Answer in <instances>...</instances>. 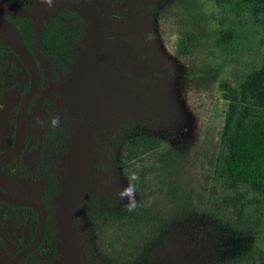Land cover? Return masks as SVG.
Listing matches in <instances>:
<instances>
[{
  "label": "trees",
  "instance_id": "1",
  "mask_svg": "<svg viewBox=\"0 0 264 264\" xmlns=\"http://www.w3.org/2000/svg\"><path fill=\"white\" fill-rule=\"evenodd\" d=\"M123 1L53 0L49 16L42 21L28 12L33 0H0V4L14 10L7 18L41 69L38 120L59 114L63 122L59 130L40 125L39 152L46 153L51 167L43 172L44 199L53 201L56 215L64 212L82 218L86 214L93 223H110L120 230L143 225L144 246L134 258L138 263L169 240L170 214L149 202L128 212L126 202L98 193L91 183L104 176L111 165L125 167L128 173H138V193L145 194L155 180L159 191L176 201L182 161L174 148H164L161 137L145 128L143 105L121 90L126 87L123 79L133 76L137 62L129 37L131 20L121 6ZM208 1L228 5L238 15L249 13L254 21L264 18V0ZM96 27L100 30L99 52L93 66L100 76L88 78L93 80L92 90L74 86L73 95L61 94L60 88L49 91L52 84H66L84 71L77 65L87 53L88 35ZM223 35L224 42L230 43L234 31ZM0 41L7 46L1 34ZM196 44V34L185 31L176 52L188 56ZM22 67L28 76L25 91L30 87V76L24 64ZM233 77L234 81L223 79L219 85L227 107L223 129L207 161L210 169L204 175V189L209 190L208 205L229 212L237 226L230 243L207 264H264V247L254 239L264 217V56L256 68ZM79 90L83 92L78 95ZM207 259H200V264Z\"/></svg>",
  "mask_w": 264,
  "mask_h": 264
},
{
  "label": "rangeland",
  "instance_id": "2",
  "mask_svg": "<svg viewBox=\"0 0 264 264\" xmlns=\"http://www.w3.org/2000/svg\"><path fill=\"white\" fill-rule=\"evenodd\" d=\"M121 6L131 20L129 37L137 53L133 76L123 79L122 85L126 87L121 90L139 106L143 105L140 109L146 112L141 116L145 128L161 137L164 148L172 147L180 156V192L175 201L173 196L159 191L155 180L145 194L137 192L140 203L160 206L172 219L169 240L152 249L143 262L134 261L140 246H144L143 225L120 230L110 223H93L83 214L86 262L200 264V259L208 257L204 264L211 263L219 250L230 243L237 226L229 212L208 205L209 190L204 189V175L210 169L207 161L223 129L227 107L219 85L223 79L234 81L235 73L245 74L261 63L264 18L254 21L249 13L238 15L230 6H218L208 0H124ZM28 7L29 14H34L38 21L47 18L51 9L41 0H33ZM231 29L233 40L224 42L223 33ZM185 31L196 34L197 44L192 54L182 57L176 47ZM99 32L97 27L92 29L87 53L78 60L77 67L84 71L76 79L66 81L70 82L69 87L67 83L52 84L49 91L60 88L61 94L73 95L74 86L92 90L93 80L88 78L100 76L93 66L94 55L99 52ZM82 92L79 90L78 95ZM38 162L43 172L51 168L45 152L39 153ZM127 174V168L111 165L104 176L91 183V188L119 199L117 192L127 186ZM254 239L262 246L264 217ZM71 256L75 257L73 250Z\"/></svg>",
  "mask_w": 264,
  "mask_h": 264
},
{
  "label": "flooded vegetation",
  "instance_id": "3",
  "mask_svg": "<svg viewBox=\"0 0 264 264\" xmlns=\"http://www.w3.org/2000/svg\"><path fill=\"white\" fill-rule=\"evenodd\" d=\"M22 64L19 57L17 59L12 50L0 41V158L15 145L21 102L29 90L24 91L28 76ZM38 102L39 92L29 105L24 149L18 157L0 167V192L36 198L47 212L40 245L19 264H88L86 222L79 216L54 214L53 201L43 197L45 178L38 162ZM40 218L39 212L30 206L0 200V264H10L35 243ZM64 226L68 227L67 231H64ZM71 250L75 253L74 258Z\"/></svg>",
  "mask_w": 264,
  "mask_h": 264
},
{
  "label": "water",
  "instance_id": "4",
  "mask_svg": "<svg viewBox=\"0 0 264 264\" xmlns=\"http://www.w3.org/2000/svg\"><path fill=\"white\" fill-rule=\"evenodd\" d=\"M10 13H14L12 8L5 9V6L0 4V26L2 29L0 30V34L2 35L6 45L19 57V59L27 68L30 74V87L29 90L24 94L21 102L17 120L15 145L6 155L0 158V167L18 157L24 149L27 137V113L29 105L31 99L39 92L41 85V70L38 61L30 49L24 44L20 36L16 33V30L11 22L5 17V15ZM0 200L19 205L30 206L36 209L41 217L39 233L35 243L28 249H25L10 263L19 264L30 252L34 251L40 245L45 231L47 212L43 203L36 198L0 192Z\"/></svg>",
  "mask_w": 264,
  "mask_h": 264
},
{
  "label": "clouds",
  "instance_id": "5",
  "mask_svg": "<svg viewBox=\"0 0 264 264\" xmlns=\"http://www.w3.org/2000/svg\"><path fill=\"white\" fill-rule=\"evenodd\" d=\"M53 0H41V3L52 6ZM41 127L45 129L51 130H59L63 127L62 118L59 114L52 115L48 117L46 120L38 121ZM127 186L120 189L117 192V196L119 199L126 201L124 205L125 209L128 212L135 211L139 206L140 202L137 200V181L139 180V175L137 172L132 171L127 174Z\"/></svg>",
  "mask_w": 264,
  "mask_h": 264
},
{
  "label": "crops",
  "instance_id": "6",
  "mask_svg": "<svg viewBox=\"0 0 264 264\" xmlns=\"http://www.w3.org/2000/svg\"><path fill=\"white\" fill-rule=\"evenodd\" d=\"M262 247H264V240H263V243H262Z\"/></svg>",
  "mask_w": 264,
  "mask_h": 264
},
{
  "label": "bare ground",
  "instance_id": "7",
  "mask_svg": "<svg viewBox=\"0 0 264 264\" xmlns=\"http://www.w3.org/2000/svg\"><path fill=\"white\" fill-rule=\"evenodd\" d=\"M0 30H2V29H1V26H0Z\"/></svg>",
  "mask_w": 264,
  "mask_h": 264
}]
</instances>
